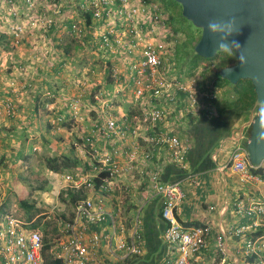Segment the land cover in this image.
I'll use <instances>...</instances> for the list:
<instances>
[{
    "label": "crops",
    "instance_id": "crops-1",
    "mask_svg": "<svg viewBox=\"0 0 264 264\" xmlns=\"http://www.w3.org/2000/svg\"><path fill=\"white\" fill-rule=\"evenodd\" d=\"M67 1L74 3V0ZM67 5L66 2L65 13L67 15L60 22L68 23L67 21L75 19L78 15V13L76 15L69 13L68 9L71 5ZM14 6L16 14H10L8 13V0H0V15L3 19L0 20V103L4 104L0 115V155L2 158L4 155L8 157L5 161L9 162V166L17 163L14 166L15 172L7 180H4L5 176L1 174L0 198L5 199L8 196L13 184L16 185L18 181L25 180L23 179L25 176L18 172L25 171V167H28L27 171L38 170V165L34 161L38 155H35L36 152L23 155L21 146L24 143L32 141L33 150L43 151L47 157L55 155L78 157L80 160L78 165L62 171L51 170L45 161L47 157L44 159L45 164H40L42 175L47 177L42 183L51 184L52 193L48 192L50 189L46 191L41 187L35 190L39 191L40 200H43L42 204L46 202L51 204V210L53 212L57 210L58 217H62L61 220L58 219V226L61 230V227H64V221H72L75 216V207L69 203L62 204L60 199L61 190L67 183L65 176L81 172L85 177V174L89 175V170L92 168L91 157L81 151L82 141L79 138L90 132L88 128L82 129L84 121L90 124V119L98 117V111L101 109L98 98L101 93L95 94L96 102L92 97L90 99L93 101L90 104L84 102L83 106L78 109L68 108V99L71 96L65 99V92L71 85L67 84L68 78L61 75L63 66H67L66 57L53 58L52 54H54L53 44H60L57 46L65 51L69 49L65 42L70 34L64 26L61 27L60 22L56 24L52 33L43 31L36 25L39 21V24L42 22L43 12L49 6L47 1L37 0L30 9L25 0H14ZM15 23H23L26 26V32L19 43L15 42L9 30V26ZM36 52L43 56L39 61L34 59ZM5 65L8 67L6 68ZM52 74L53 76L50 77L49 75ZM52 79L55 81L52 82ZM27 83H32L34 88L32 90L24 88ZM110 85L112 89L108 94H113L116 101L111 106L113 114L120 118L123 117L122 115L131 113L132 117L134 112L139 111L140 105L131 103L128 105L130 99L125 98L124 93L115 94L119 89L118 84L110 83ZM226 89L230 90L227 97L222 96L223 90ZM48 90L51 91V95L47 94ZM210 91L219 93L214 113L206 109L199 110L193 115L184 112L181 114L176 106L171 105L170 113L164 123L154 125L150 121L146 123V121L139 120L136 122L138 125L135 127V123L133 126L137 132L130 131L129 142L121 146L119 161L127 167L128 155L134 138H137L135 141L140 140L141 149H149L151 146L147 148L148 144L143 140L147 135L154 134V130L175 132L190 144L186 155V168L175 163L169 157L166 148L160 147L153 150L151 160L141 155L137 169L133 172L128 170L114 179L107 191L99 192L96 188L84 187L87 199L97 200L103 197L106 210L116 225L115 228L109 226L110 220L103 224L78 221L77 229L85 230V242L96 263L162 264L166 259L177 254L174 247L165 239L166 222L161 214L163 198L150 188L149 173L151 169H158L162 181L179 182L184 189L185 196L177 207L179 220L186 226L209 225L213 229L212 236L202 255L203 261L206 264H219L223 259L219 255L216 241V236L222 234L226 264H249L243 254L244 244L248 237L264 238V225L256 226L255 216L239 213L238 205L246 207L264 200V178L262 181L254 178L244 181L228 163L234 148L248 139L249 123L254 115V106L247 111L231 107L229 104L234 99V93H231L232 85L223 86L221 89L215 87ZM72 94L75 93L71 92L70 95ZM184 95L186 98L188 94L184 93ZM221 96L224 97L222 100ZM185 98L182 99L187 103ZM135 100L133 97V101ZM10 102L16 106L14 118L6 111V104ZM44 102H48V107L53 109L56 115L62 112L69 115L70 122L67 125L57 123L54 125L49 124L47 118L37 117L35 107L36 105L42 106ZM89 111H92V116H88ZM96 140L98 139L95 137L94 147L99 151L98 158H101L111 147L107 143L105 145L103 140L97 142ZM20 175L23 177H19ZM40 202H37L36 207ZM0 213L2 215L0 227L6 224L7 216L14 215L6 213L1 206ZM136 214L140 217L139 232L142 236L143 251L141 255L129 259L128 262H120L119 254H122V251L118 248V241L119 235L124 234L125 231L123 232L119 226L125 222L127 233L130 234ZM38 217L39 215L32 218L28 216V220L19 218L35 223ZM244 225L249 228L241 235L232 233L235 228ZM37 227L42 230L44 236L48 233L44 224H38ZM94 232L100 233L101 236L98 245L91 243V235ZM65 239L66 235L61 237V241ZM61 241L54 252L50 251L55 258H60L58 254L62 252Z\"/></svg>",
    "mask_w": 264,
    "mask_h": 264
},
{
    "label": "built area",
    "instance_id": "built-area-1",
    "mask_svg": "<svg viewBox=\"0 0 264 264\" xmlns=\"http://www.w3.org/2000/svg\"><path fill=\"white\" fill-rule=\"evenodd\" d=\"M25 1L32 9L37 0ZM45 1L49 6L43 12L42 22L36 23L44 31L62 21L63 17L67 15L65 13L66 2L67 6L72 3L79 13L86 11L91 14V25L85 23V18L82 20L72 19L70 26L64 22H60V25L64 26L72 37L81 40L89 37L91 41L98 43L109 56L116 57L125 67L124 73H120L115 63L111 65L116 83L124 86L133 85L135 99L141 101L140 113H133L132 117L125 114L119 118L113 114L111 109L115 98L104 96V94L99 95L101 109L98 111V117L92 119L90 127L94 138H90L87 142L89 148L80 145L81 151L91 157L92 168L89 170V175L85 174V177L81 172L67 174L65 177L68 184L66 183L63 188L78 189L83 186L95 188L93 176L105 171L108 176L102 179L101 188L98 190L99 192L107 191L114 179L128 170L133 172L137 169L141 155L147 160H151L153 150L160 147L166 148L169 157L175 163L186 168V155L190 144L172 131L154 130V134L147 135L143 141L148 144L147 148L151 146L149 149H141L140 140L135 141L137 138H134L128 155L127 167L119 161L121 146L129 142L130 131L137 132L136 129H133L136 122L142 120L149 123L148 121H150L154 125H158V123L162 124L166 121L171 107L149 106L153 100L165 99L171 102L172 106H176L181 114L188 113V109L193 114L206 108L211 113L215 112L214 104L206 105L204 100L206 98L212 100L217 97V94L195 91L192 86L181 82L176 76H172L171 74L175 70L172 68L169 56L164 55L160 46L151 39L150 33L167 25L165 22L167 15L161 8V2L159 0H74V3L67 0ZM8 6V13L16 14L14 0H8ZM0 20H3L1 15ZM9 30L15 42L19 43L26 32V26L23 23H15L9 26ZM30 85L31 83H27L24 86ZM118 91L119 89L116 92ZM180 92L188 94L185 98L187 103L179 96ZM47 94L51 95L52 93L48 91ZM81 102L82 95L79 94L70 99L69 106L76 108ZM183 106L185 109L181 108ZM15 110L16 106L13 102L6 104L8 115L11 116ZM65 119L64 115H59L53 121L63 122ZM136 125L138 123L135 124V127ZM95 137L98 139L96 142L103 140L105 145L107 143L111 147L101 158H98L99 151L94 147ZM245 144L246 142H243L234 148L228 164L235 172L239 173L242 180L254 178L262 181L260 175L252 173L249 169V167L258 168L260 166L251 163ZM261 166L264 167V165ZM149 182L150 188L163 198L161 214L166 222L165 239L177 252L162 264H206L202 255L212 236V227L209 225L186 226L179 220L177 207L185 196L184 189L179 182L162 181L158 169H151ZM104 204L103 197H99L97 200L86 199L75 207L74 219L64 221V227L61 228L66 239L61 241L62 252L58 254V257L62 258L63 264H101L92 259L88 244L85 242V230L77 229V223L81 220L91 224H103L110 220L109 226L115 228V222L111 219ZM238 212L255 216L256 226L264 225V200L246 207L238 205ZM139 223L140 217L139 214H136L130 234L127 233L125 222L119 226L123 232L125 231L124 234L119 235L118 248L122 251V254H119V261L142 254L143 246ZM248 228L246 225L240 226L235 228L232 233L241 235ZM262 239L264 238L248 237L243 253L246 259L257 256L259 260L257 264H264V240ZM100 241V233L94 232L91 235V243L98 245ZM216 241L219 255L223 257L219 264H226L224 236L218 234ZM44 245L45 236L40 228L33 226V221H25L14 215L7 216L6 224L0 227V264H43ZM255 263L250 262L249 264Z\"/></svg>",
    "mask_w": 264,
    "mask_h": 264
},
{
    "label": "rangeland",
    "instance_id": "rangeland-1",
    "mask_svg": "<svg viewBox=\"0 0 264 264\" xmlns=\"http://www.w3.org/2000/svg\"><path fill=\"white\" fill-rule=\"evenodd\" d=\"M159 2H161L166 7L165 11L167 17H171L173 18V20L170 19L171 24H167L164 28H158L150 33L152 41L160 46V49L164 55H166L167 57L170 56L172 58L171 62L175 70V72H172V76H176L180 79L181 82L192 86L195 91L209 92L212 88L211 83L216 75L215 72L217 68L223 63V60L228 54L227 50L219 52L215 57L212 58H198L197 63L194 64L193 61L195 59V52L193 53L192 47L198 42L202 34V30H200L190 21L183 20L181 16L182 6L176 0H159ZM68 12L76 14L70 8L68 9ZM79 18L81 17L79 16ZM188 40L190 42H188V45H186L185 42ZM65 43H67V46H69V49L67 51L62 50L57 46L60 44H53L54 54H52L53 58H61L62 56L66 57L65 62L67 63V66H63L61 75H64V77L66 76V78H68L67 84L71 86L67 88V93L65 92V99H68L69 96H73V94L70 95L71 92L75 94H83V102L78 107L80 108L83 106L84 102H88L90 104L93 99H95L96 102V93H101L106 96V94H108V92L112 89V86L110 85L111 82L109 81V74L111 77V74L113 75L114 70H112L111 65L115 63L120 73H124L125 67L122 66L121 62H119L116 57L109 56L105 51H103L98 43L89 41L87 38L85 39V41L78 40L74 39L70 35ZM65 43H63V45ZM232 50L230 49L228 52H231V54L233 55ZM40 52L41 51L39 50V53ZM39 53H35L36 57L34 59L36 61H39L41 58H43V56H41V54ZM5 66L6 68L8 67V65ZM49 76L52 77L53 74ZM51 81L54 82L55 80L52 79ZM105 85H107V87ZM117 86L119 89L122 88V93L125 94V98L128 97L130 99L128 105H140L141 101H133V97L135 99V95H133L132 93L134 90L132 86H124L120 84H118ZM33 88H30V90H32ZM179 96L183 99L185 98L183 92H180ZM222 96L220 98L221 100L224 98ZM92 97L93 99H90ZM6 101L9 100L6 99ZM1 107L3 108L4 104L2 105L0 103V115L2 113ZM91 112L92 111L88 112V116H92ZM24 113L27 114V112ZM68 123L69 122H67L65 125H67ZM45 124L46 123H44V125ZM84 124L86 126L89 123H86V121H84ZM33 145L34 143L32 141L30 143H24L21 146V152L23 155H31L36 152L35 155H38V157H35L34 161L38 165V170L27 171L28 167H25V171L18 172V174H23V176H25L23 178L25 180L18 181L16 185L13 184V188L10 190L8 196L5 199L0 198V206L4 209V211H6V213L14 214L25 220L29 219L28 216L32 218L35 215H39L35 223L39 225L44 224L45 228L48 229V233L45 235V240L47 238L50 243H52V247L51 249H49V251L54 252L57 248V244L59 243V241H61L63 233L62 228L60 230V226H58L59 215L56 214L57 210L53 212L51 210V204H47V202L42 204L43 200H40L39 191L35 190L38 189V187H41L42 189H45L47 191L51 188V184L49 185L45 182L42 183V181L38 179H33V174L42 175L40 164H45L44 159L47 157V155L44 154L43 151L41 152L33 150ZM1 158L2 157L0 155V160ZM5 159L8 160V157L6 155H4V158H2V161H0V177H2L1 174H3L5 176L3 179L7 180L10 175L15 172L14 166L17 165V163L9 166V162H6ZM45 161L47 164V158L45 159ZM21 176L22 175H20L19 177ZM51 190L52 189L48 190V192L50 191V194L52 193ZM21 198L27 200L28 203L33 204L34 207L28 208L23 206L20 202ZM39 201L41 202L39 206L36 207V204ZM1 216L2 215L0 213V221ZM48 216H50V218H48Z\"/></svg>",
    "mask_w": 264,
    "mask_h": 264
},
{
    "label": "water",
    "instance_id": "water-1",
    "mask_svg": "<svg viewBox=\"0 0 264 264\" xmlns=\"http://www.w3.org/2000/svg\"><path fill=\"white\" fill-rule=\"evenodd\" d=\"M182 13L202 34L194 49L215 57L233 49L237 62L219 70L236 84L250 79L256 92L246 149L253 165L264 164V0H176Z\"/></svg>",
    "mask_w": 264,
    "mask_h": 264
},
{
    "label": "trees",
    "instance_id": "trees-1",
    "mask_svg": "<svg viewBox=\"0 0 264 264\" xmlns=\"http://www.w3.org/2000/svg\"><path fill=\"white\" fill-rule=\"evenodd\" d=\"M69 5L72 6V3L69 4ZM161 8L165 11L166 7L161 3ZM83 13H84V18H85V23L87 25H91V23H92L91 14L89 12H86V11H83ZM181 16H182L183 20H186V21L188 20L186 17H184L182 12H181ZM170 19L173 20V18H171V17L170 18L169 17L165 18V22L167 24H171V20ZM67 22H68L69 26L72 23L71 19L69 21H67ZM55 27H56V24L53 25L46 32L50 33L51 31L54 30ZM87 38L89 40V37H87ZM189 40L185 42L186 45H188V42L191 41V40L190 41ZM195 45L196 44H194L193 47H192L193 53L195 52L194 53L195 59L193 61L194 64L197 63V59L198 58H203V56L198 55L196 53V51H194L195 50L194 49ZM229 50L230 49H227V53H228L227 56L225 57V59L223 60V63L217 68V70L215 72L216 75H215V77H214V79H213V81L211 83V87L214 89L215 87H223V86H226V85H232V92L231 93H234L233 94L234 95V99L231 101V103L229 105L231 107H235L237 109L247 111V110H250L254 106V103H255V100H256V92H255L254 85H253L252 81L250 79H241L236 84H232L229 80L223 78L220 75V73H219V70L221 68H223L225 66H228V65L235 64L237 62V56H236L234 50L231 49L233 51V55L231 54V52H228ZM169 58H170V61H172V58L170 56H169ZM122 78H124L123 75H122ZM109 81L111 83H116V79H115V77L112 74H111V77H110V74H109ZM131 86H133V85H131ZM24 88H29V89L33 88V84L31 83L30 86H26ZM133 88H134V86H133ZM223 91H224L223 92V96L226 95V97H227L228 91H230V90L226 89V90H223ZM122 92H123L122 89H120L115 94H122ZM106 95L113 96V94H106ZM133 95H134V91H133ZM218 98L219 97L217 95V97L213 98L212 100H210L209 98H206L204 101H205L206 105L209 104V103H213L214 106H215L216 101L218 100ZM47 104H48V102H44L42 104L43 109H42L41 105L39 107H38V105H36L35 111L37 113V117L43 118V119L47 118L48 123L49 124H54V125L56 123L57 124H61V125H65L67 122H70L71 119L69 118V115H67V114H65L63 112H62V114H57L56 115V113H53L54 112V111H52L53 109H50ZM68 104H69V101H68ZM171 104H172L171 102L166 101L165 99H160V100L155 99V100H153V102L151 104H149V106L162 108L163 106L166 107V105L171 107ZM181 108L185 109L184 106L181 107ZM206 109H204V110H206ZM128 111L132 112V110H130V109H128ZM208 111H209V109H208ZM137 113H140V110L137 111V112H134V114H137ZM128 114L130 115L131 113H128ZM187 114L193 115V113L189 109H188V113ZM59 115H64L66 117L65 121H63V122H54L53 120H55ZM11 116H13V118H14L15 117V113H12ZM90 120L92 121V119H90ZM91 125H92V122H90V124H88L86 126L84 124L82 126V129L84 127L90 129ZM90 138H94V136L91 134V132H88V134H85L83 137L79 138L82 141L81 145H83V146L85 145L86 146L85 148H89V145L87 144V142L89 141ZM79 163H80V160H79L78 157L69 156V155H61V156L55 155V156L47 157V166L51 170H54V171H62V170H65V169H70V168H73V166L78 165ZM90 165L92 167L91 163H90ZM249 169H250V171L252 173L258 174L262 178H264V167L263 166H260L258 168L249 167ZM107 176H108V173L105 172V171L101 172L97 176H93V182H94V185H95L96 189H100L101 188V183L103 182L102 179L107 177ZM33 178L36 179V180L38 179L40 181H44V180H46L47 177L44 176V175L33 174ZM84 187L85 186H83L81 188H78V189L77 188H71V187L70 188H63L61 190V195H60V199H61L62 204L63 203L64 204L69 203L70 205L72 204V206L76 207L82 201L86 200L87 199V195L84 194ZM20 202L25 207H28V208H33L34 207L33 204L28 203V201L23 199V198L20 199ZM61 218L62 217H59L60 220H61ZM33 226L37 227L38 224L37 223H33ZM51 247H52V243H50V241L46 238L45 245H44L43 251H42L43 257H44L43 264H62V262H63L62 258H55L53 254L49 253L50 252L49 249H51ZM134 257L135 256L129 257L128 259L120 261V262H128L129 259L134 258ZM247 260H248L247 261L248 263L256 262L255 264H257L259 262L257 256L249 257Z\"/></svg>",
    "mask_w": 264,
    "mask_h": 264
},
{
    "label": "clouds",
    "instance_id": "clouds-1",
    "mask_svg": "<svg viewBox=\"0 0 264 264\" xmlns=\"http://www.w3.org/2000/svg\"><path fill=\"white\" fill-rule=\"evenodd\" d=\"M73 8H75L76 9V7L75 6H71V8L70 9H72L76 14L78 13V15L81 17V18H79V16L77 15V17L75 18V19H77V20H82V19H84V13H83V11H81V13H79L78 12V10L76 9H73ZM75 14V15H76ZM72 20V19H71ZM74 39H77V38H75V37H73ZM87 37H85L83 40L85 41V39H86ZM88 39V38H87ZM78 40H81V39H78ZM89 41H91L90 39H89ZM211 90H212V88H211ZM49 91V90H48ZM200 92H202V91H200ZM204 92V91H203ZM205 93H216L217 95H218V97H219V93H217V92H215V91H209V92H205ZM76 95H79V94H74L72 97H70L69 99H68V101H70V99L71 98H73L74 96H76ZM82 95V102H83V94H81ZM81 102V103H82ZM70 109H76V108H78V107H76V108H71L70 106H68ZM216 110V109H215ZM249 137V136H248ZM247 141V140H246ZM245 141V142H246ZM264 165V164H263Z\"/></svg>",
    "mask_w": 264,
    "mask_h": 264
}]
</instances>
